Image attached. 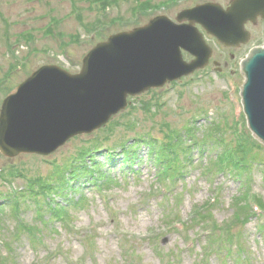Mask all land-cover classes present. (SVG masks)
I'll return each mask as SVG.
<instances>
[{
	"label": "rangeland",
	"instance_id": "1",
	"mask_svg": "<svg viewBox=\"0 0 264 264\" xmlns=\"http://www.w3.org/2000/svg\"><path fill=\"white\" fill-rule=\"evenodd\" d=\"M232 2L0 0V110L43 66L78 74L112 35ZM246 29L239 48L200 29L208 67L129 98L55 153H0V264H264V145L240 96L264 20Z\"/></svg>",
	"mask_w": 264,
	"mask_h": 264
},
{
	"label": "water",
	"instance_id": "2",
	"mask_svg": "<svg viewBox=\"0 0 264 264\" xmlns=\"http://www.w3.org/2000/svg\"><path fill=\"white\" fill-rule=\"evenodd\" d=\"M264 19V0L208 3L182 11L176 21L158 16L143 27L112 35L84 58L78 74L57 66L34 72L3 101L0 153L48 156L72 138L101 129L128 99L162 89L208 66L212 49L197 26L226 48L250 41L247 22ZM183 52L194 58L190 63ZM242 104L253 137L264 145V47L241 64Z\"/></svg>",
	"mask_w": 264,
	"mask_h": 264
},
{
	"label": "trees",
	"instance_id": "3",
	"mask_svg": "<svg viewBox=\"0 0 264 264\" xmlns=\"http://www.w3.org/2000/svg\"><path fill=\"white\" fill-rule=\"evenodd\" d=\"M62 177H63V176H62ZM2 199H4L5 202L9 204V199H7V198L4 197V196L2 197ZM14 203H16V204L19 203V202H18V199H16V201H14ZM17 208H19V207H17Z\"/></svg>",
	"mask_w": 264,
	"mask_h": 264
},
{
	"label": "flooded vegetation",
	"instance_id": "4",
	"mask_svg": "<svg viewBox=\"0 0 264 264\" xmlns=\"http://www.w3.org/2000/svg\"><path fill=\"white\" fill-rule=\"evenodd\" d=\"M258 21H259V20H258ZM258 21H256L255 23H248L247 26L250 25V24H251V25H256V24L258 23Z\"/></svg>",
	"mask_w": 264,
	"mask_h": 264
}]
</instances>
